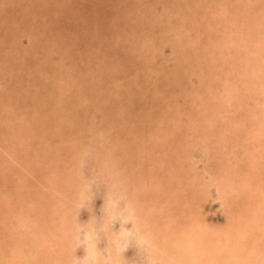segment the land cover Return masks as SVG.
<instances>
[{
  "label": "bare ground",
  "instance_id": "bare-ground-1",
  "mask_svg": "<svg viewBox=\"0 0 264 264\" xmlns=\"http://www.w3.org/2000/svg\"><path fill=\"white\" fill-rule=\"evenodd\" d=\"M37 1L0 0V264H264V0H75L64 26ZM25 33L48 68L23 58ZM167 48L172 74L155 65ZM86 50L97 68L73 63ZM126 63L160 120L136 111V75L131 103L100 99Z\"/></svg>",
  "mask_w": 264,
  "mask_h": 264
},
{
  "label": "rangeland",
  "instance_id": "rangeland-1",
  "mask_svg": "<svg viewBox=\"0 0 264 264\" xmlns=\"http://www.w3.org/2000/svg\"><path fill=\"white\" fill-rule=\"evenodd\" d=\"M22 0H19V2H21ZM39 1H41V2H38L37 1V3L36 2H32V4H31V2H30V4L31 5H33V6H31L30 4H28V7L30 8H32V7H35V8H39V6L40 5H42L43 7H40L39 8V11L40 12H44V11H46V10H48L49 8H52V9H50L48 12H50L51 13V15H52V19H53V22L55 23V25H57V24H61V25H65V22H67L68 20H70L71 18L72 19H76L75 21H74V25H78V15L76 16L75 14H74V11H76L77 12V10H79V5H81V3H82V5H84L83 4V2H81V3H77V2H79V1H77V2H75V0H73V2H72V5H68L70 8V10H72L73 11V14L71 15V17H67L66 15H68V13H69V11L65 14L64 12L63 13H61V15L60 14H58L59 12H60V10L62 9V4H61V0H59V4L58 3H56V2H54V1H56V0H45L46 2H48V3H45V1L44 0H39ZM86 1V0H85ZM24 4L26 3V1L25 2H23ZM41 3V4H40ZM57 6H58V9H57ZM27 8V7H26ZM48 8V9H47ZM59 8H61V9H59ZM92 8H93V4L92 5H88V4H86V6L83 8V10H85L86 12H88V13H90V15H92V12H91V10H92ZM8 9V8H7ZM159 9L161 10L162 9V7H161V5H160V7H159ZM9 10V9H8ZM7 10V11H8ZM82 10V9H81ZM82 10V11H83ZM163 10V9H162ZM10 12V11H9ZM56 12L57 14L54 16V13ZM75 12V13H76ZM84 12V11H83ZM82 12V13H83ZM49 13V14H50ZM15 14V16L16 17H20L21 16V14H20V12L19 13H14ZM83 15H84V13H83ZM60 18H59V17ZM74 17V18H73ZM90 19V18H89ZM90 21H92V18L90 19ZM89 21V22H90ZM51 28V26H47V30H48V28ZM2 28L3 27H0V30L2 31ZM45 28V27H44ZM40 29H42L41 27H40ZM50 30V29H49ZM77 31H79L78 30V28L76 29ZM93 30V29H92ZM90 34V33H89ZM109 34V33H108ZM38 35L40 36V33H38ZM114 35L115 34H112L111 35V37L112 38H114ZM60 36H63V35H60ZM69 36V34L67 33V34H65L63 37H68ZM19 37V36H18ZM82 37V36H81ZM89 37H90V35H87L86 37L84 36V37H82V42L79 40L77 43H78V47L75 49L76 51L74 52V53H76V54H79L78 52H77V50H81V49H87L88 47L87 46H89V45H91L92 44V41H89ZM18 39V38H17ZM31 39V36L29 37L28 35H26V33L25 34H23V36H21L20 38H19V41L21 42L20 44L18 43V45H17V48H19V50H20V52H22V53H24L25 52V56L23 55V58L24 59H27L28 61H29V64L31 65V67L32 68H34V66L36 65L37 66V68H42V67H45V65H46V63H44V60H45V58H47V57H44V56H46V54H41L40 55V51L43 49H41V47H38V46H40V45H38V40H36V42H35V47H32V49H30V42H29V40ZM84 39L86 40L85 42H84ZM108 40V39H107ZM107 42H109V41H107ZM121 45V47L123 48L126 44H124V43H120ZM109 46V43H107V47ZM121 48V49H122ZM125 48H127V47H125ZM27 51H26V50ZM41 49V50H40ZM9 50H13V49H11V48H9ZM40 50V51H39ZM167 51H166V57L165 56H163V58H160L159 60H157V61H155V65H156V67H158L159 69H162V67H164V68H167L168 69V72L166 71V73H173V70H175V68H176V63L178 62L177 61V59L178 58H176V56H171V57H169L168 55L170 54V49L169 48H167L166 49ZM46 51H47V53L49 54L50 53V55H51V52L49 51V49H46ZM82 51V50H81ZM80 51V52H81ZM102 52H103V50H101ZM27 52V53H26ZM13 53V52H12ZM83 53H87V54H81V57L80 58H76V55L74 54V56H75V58H74V60H73V63L74 64H76V63H78V64H80L79 65V67H81V68H83V69H85V70H88V67H86V66H94V67H96L97 68V62H95L96 61V57L94 56V53L92 52V51H90V50H86V51H84ZM7 54H8V56L10 55L11 57H12V54L9 52V51H7ZM33 54V55H32ZM35 54V55H34ZM68 54L67 53H65V54H61L60 56H59V60L60 59H64V58H68V56H67ZM9 56V57H10ZM52 58V57H51ZM130 66L132 67V63L134 62V59L131 57V55H130ZM192 58H194V57H192ZM77 59V60H76ZM115 59V63H116V59L117 58H114ZM169 59V60H168ZM58 60V61H59ZM20 61V60H19ZM25 62V61H24ZM67 64V63H66ZM116 65V64H115ZM118 66H120L121 67V65H118ZM118 66H117V68H118ZM195 67H193V69H194V71H193V75H192V77L190 76V78H191V84L193 85V86H195V90H197V91H200V90H198V88H196V87H198V86H200V88H202V86L203 85H205L206 84V81H207V79H206V77L203 75H201L200 74V68L199 67H197V65H194ZM101 67V66H100ZM126 68V72H125V74L123 73V71H121L122 69L121 68H119V75L121 76V77H123L122 79H121V83H118L119 85H121L122 87H120V88H114V92H112L113 91V86H111V88H109V86L110 85H106V89H105V87L104 86H102L105 90H101L98 94H101L103 97H100V99H103V101L104 100H107V101H105V104H108V98L110 97L111 98V100L113 101V104H123V102H125V100H126V98H127V100H126V104H129V103H131L130 102V100L132 99L131 97L132 96H130V93H129V91H128V89H127V87H126V84H127V81H126V79H128L130 76H134V75H136V77H134L135 78V80L137 81V85L139 86V88H140V96H139V98L137 97V99H141L140 100V102L141 103H138V102H136L135 101V104H137V106H135V109H136V111H137V109H139V110H142L143 109V107H141V105L140 104H146V109L145 110H143L144 112H143V114L145 115V112L147 111V113H148V111L150 112V108L149 107H151V112H152V110H153V114H155L156 113V115H157V112L160 110L161 111V109L162 108H155V107H160L159 105H161L162 107H163V105L164 104H166L165 102H163L162 104H157V103H155V102H153V101H155V98H156V94H157V87L154 85V84H152V85H150V83H148L144 78H143V75L142 74H139L140 72H134V68H133V72H132V69H129V66H128V64L126 63V64H124V65H122V68ZM130 67V68H131ZM169 67V68H168ZM45 68H48V64L46 65V67ZM66 68H67V66H66ZM76 68H77V66H76ZM36 69V68H35ZM72 69H74V68H72ZM67 70H65L64 72H66ZM132 72V73H131ZM133 74V75H132ZM181 74V73H180ZM163 75V74H162ZM198 75L199 76H201L200 78H198ZM25 79H34V77L32 76V78H30V76H25ZM41 79V78H40ZM161 79L162 80H166L165 81V83L164 84H166V83H168L167 81H169V83H168V86H169V88H170V91H173V90H175L174 91V94H177V95H175L176 96V101L179 103V104H184L185 102L183 101V98H182V96L180 95V93H181V91H179L178 90V88L180 87V86H177V88H175L174 87V85H172V82L170 81L171 79L169 78V76H167V77H164V76H162L161 77ZM42 81H43V84H45V85H48V83H49V81H48V79L46 80V79H41ZM173 80V79H172ZM184 80H186L187 81V75H186V77H184L183 79H182V82L184 81ZM42 81H35V82H33V84H28V87L29 88H33V94H36L35 92H36V89L38 88V85L39 84H42L41 82ZM185 82V81H184ZM0 83H2V82H0ZM107 84H109V82L107 83ZM149 84V85H148ZM4 84H1L0 86H3ZM150 86V87H149ZM168 86H167V88H166V85H164V89H163V92L164 93H167V94H169V88H168ZM206 86V85H205ZM146 87H149V90H150V92L148 93L146 90H147V88ZM28 89V88H27ZM191 89H193L192 87H191ZM28 90H30V89H28ZM111 92V95L109 94ZM114 93H117V102L116 101H114V97H113V94ZM179 94V95H178ZM29 95V94H28ZM30 95H31V93H30ZM166 95V94H165ZM33 97V96H32ZM71 98V95H70V93H66V96H62V99H61V102L60 103H63V104H75V103H71V99H68V98ZM130 97V98H129ZM125 99V100H124ZM30 100V99H29ZM33 100V99H32ZM151 101V102H150ZM142 108V109H141ZM149 108V109H148ZM159 109V110H158ZM132 110H134V108L132 109ZM156 116H153L152 118L153 119H155L156 121L157 120H160V118H158L159 117V115H157V117L155 118ZM150 122V121H149ZM102 203H103V199H102V197L101 196H98L97 197V199H96V205H97V211L98 212H100V210H101V205H102ZM86 216V214L84 215V217Z\"/></svg>",
  "mask_w": 264,
  "mask_h": 264
}]
</instances>
